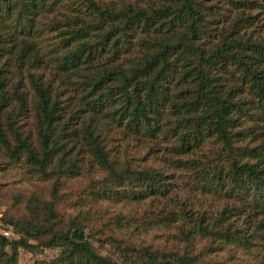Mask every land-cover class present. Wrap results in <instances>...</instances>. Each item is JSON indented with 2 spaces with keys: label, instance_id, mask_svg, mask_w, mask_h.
<instances>
[{
  "label": "rangeland",
  "instance_id": "374dc122",
  "mask_svg": "<svg viewBox=\"0 0 264 264\" xmlns=\"http://www.w3.org/2000/svg\"><path fill=\"white\" fill-rule=\"evenodd\" d=\"M89 1L99 10L111 13L132 9L149 14L155 9L175 7L180 0ZM193 1L201 14L193 46L204 53H209L221 37L231 35L233 27L239 40L264 43L263 1ZM18 12L14 11L8 21L14 22ZM238 19L248 21L244 24ZM32 21L31 30L39 34L42 46L38 57L44 56L37 67L28 64L18 69L10 67L2 53L9 45L3 43L5 34L0 32V98L4 103L0 121L5 129V116H11L14 130L38 153L37 99L28 75L38 79L56 103L59 117L54 131L59 148L48 168L55 176L44 179L33 174L22 154L10 159L0 145V235L9 232L8 240L17 239L9 222L36 225L39 230L34 232V240L29 241L34 245L53 233L72 232L77 225L82 227L83 240L93 253L112 264H178L176 258L182 256L193 259L195 264H264V208L259 206L264 203V188L245 182L235 186L230 183L225 152L207 127L202 126L196 136L189 134L184 149L177 141L182 130L171 136L179 117L172 115L169 107L186 100L187 92L193 91L195 83L187 74L193 56L172 53L167 59L170 70L158 81L163 96L158 95L156 105L159 131L155 137L128 134L125 122L117 125V117L114 120L107 117L111 108L93 107L92 100L99 94L89 95L87 86L103 70L128 75L132 68L142 66L147 54L154 52L152 47H158V41L173 36L170 29L174 26L161 27L159 22L158 27L149 30L123 29L101 45L100 38L115 26L121 28L122 23L101 24L98 14L84 0H49ZM65 25L82 29L85 41L95 51L75 67L59 71L56 59L78 47L77 43H71L69 48H62L61 41L67 38L61 35L67 30ZM175 29L178 36L182 26L176 25ZM174 42L173 39L169 43ZM227 68L226 74L216 66L209 70L212 89L223 97L231 93L232 103L251 99L246 88L236 92L239 86L236 67ZM119 80L114 74L106 87L115 88ZM16 96L22 100L21 104ZM101 100L105 102V98ZM256 109L235 115L231 133H239L234 145L237 161L264 169V153L259 152L264 149V117L258 119L260 112ZM88 121L97 132L108 160L115 163L116 172L124 174L127 168L149 172L152 178L144 180L125 174L112 178L106 169L100 168L80 133ZM9 141L12 145L10 137ZM68 165L72 166L70 173L65 170ZM198 226L203 231L198 232ZM227 229L235 233V240L227 242L218 237ZM9 254V248H4L0 264L6 263ZM59 255L58 249L39 248L31 252L18 249L15 264L50 263Z\"/></svg>",
  "mask_w": 264,
  "mask_h": 264
},
{
  "label": "trees",
  "instance_id": "16d2710c",
  "mask_svg": "<svg viewBox=\"0 0 264 264\" xmlns=\"http://www.w3.org/2000/svg\"><path fill=\"white\" fill-rule=\"evenodd\" d=\"M84 1L98 14L101 24L122 23V29L115 26L113 30H109L100 38L101 45L102 43L107 44L111 36L123 29L132 30L141 27L149 30L158 27L159 22L161 27L174 26L170 29L173 36L167 41H158V47L156 49L152 47L154 52L147 54L142 66L132 68L128 75L122 71L103 70L102 74L87 86L91 92L89 95L99 94L92 100L93 107L101 109L103 106H108L111 108L112 113L106 114L107 117L110 120L117 117V125L125 122L128 134L141 133L145 136L155 137L159 131L155 119L158 115L156 105L158 104V95L163 96L162 91L159 90L158 81L160 76L166 73V70H170L171 65L167 59L172 53H177L178 56L188 55V58L193 56L194 63L187 65L190 66L187 74L192 77L195 85L191 93L187 92L186 100L181 99L178 104L172 103L169 107L171 114L180 119L172 127L171 136H175L177 131L182 130L177 141L179 147L184 149L189 134L196 136L202 126L207 127L221 145V150L225 152L226 161H228L227 177L230 183L235 186L245 182L251 187L264 188V169L259 168L256 164L237 161V148L234 145L239 133H231L235 115L242 116L257 108L256 110L260 113L256 117L258 119L264 117V43H249L247 39L239 40L233 27L231 35L221 37L222 40L209 53H204L200 48L194 47L193 42L198 38L201 14L200 7L193 0H180L175 7L167 6L155 9L149 14L132 9L116 14L99 10L89 0ZM260 1L264 2V0ZM47 2L49 0H0V32L5 34L3 43L9 45L2 50V53L7 57L10 67L18 69L24 64L34 67L41 64V58L44 56L38 57L42 46L39 34L33 33L31 30L32 17L37 14L38 10L45 7ZM17 10L19 11L18 16L14 22H9L12 13ZM182 18L185 21H182ZM238 21L245 24L248 20L238 19ZM23 24L26 25L25 28ZM27 25L30 27L28 28ZM176 25L182 26L178 36L175 35ZM61 35L67 36L65 40L61 41L62 48H69L71 43H77L78 47L71 49L61 59H56L55 63L59 71H65L66 68L71 69L81 59L93 56L95 48L85 41V33H82V29L67 27V30ZM173 39L175 42L169 43ZM228 65H234L239 72V86L236 88V92L239 93L242 88H246L251 93V99L243 103H232L231 93H227L223 97V95H219L218 91L212 89L213 86H210L212 81L208 77L209 70L216 66L223 70V74H226L229 72ZM114 74L120 78V82L115 88L106 87L107 82L112 80ZM28 81L37 99L35 107L40 125L38 153L34 152L25 139L20 138L12 126V118L9 115L5 116V129L0 121V145L10 159L17 158L22 154L27 164L32 168L33 174L45 179L55 176L53 171H48V168L59 148V143L54 141L55 126L58 125L59 117L57 116L56 103L51 101L48 90L31 74L28 75ZM103 90H106L105 94L102 92ZM16 98L21 104L22 100L18 96ZM101 98H105V102L102 103ZM3 108L4 103L0 98V115ZM80 133L91 158L100 168L106 169L112 178H118L124 174L127 177L137 176L144 180L151 177L149 172L128 170L127 168L124 174L116 172L115 163L108 160V155L100 145L97 132L93 129L91 121L82 125ZM8 135L13 142L12 145ZM259 152L263 154L264 149H260ZM71 169L72 166L68 165L65 169L66 173H70ZM259 206L264 208V203L261 202ZM8 225L18 237L10 241L0 235V253L2 254L4 248L10 250L5 264H15L18 249L31 252L39 248L60 250L57 260L40 264H112L108 259L93 253L83 240L81 226H73L72 232L67 230L64 233H53L45 241L33 245L29 241L34 240V232L39 230L36 225L25 226L18 221L9 222ZM197 231H203L201 226L197 227ZM187 234L190 233L187 232ZM218 237L230 242L235 240V233H231L227 229ZM176 261L178 264H195L193 259L187 256L177 257Z\"/></svg>",
  "mask_w": 264,
  "mask_h": 264
},
{
  "label": "built area",
  "instance_id": "2783aa9c",
  "mask_svg": "<svg viewBox=\"0 0 264 264\" xmlns=\"http://www.w3.org/2000/svg\"><path fill=\"white\" fill-rule=\"evenodd\" d=\"M4 237H8V236H10L11 234L9 233V232H4L3 234H2Z\"/></svg>",
  "mask_w": 264,
  "mask_h": 264
}]
</instances>
